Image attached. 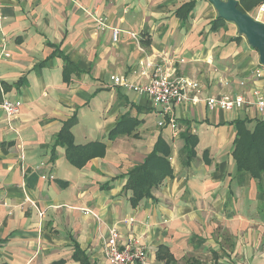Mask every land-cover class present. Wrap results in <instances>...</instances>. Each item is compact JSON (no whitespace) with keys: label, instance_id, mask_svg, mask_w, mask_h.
Segmentation results:
<instances>
[{"label":"crops","instance_id":"1","mask_svg":"<svg viewBox=\"0 0 264 264\" xmlns=\"http://www.w3.org/2000/svg\"><path fill=\"white\" fill-rule=\"evenodd\" d=\"M185 1L0 0V98L21 101L12 119L0 111V264H84L75 247L88 264H108L109 227L120 244L137 239L147 264H264V172L239 171L231 155L233 121L247 118L252 127L264 111L248 102L232 110L176 104L174 136L158 126L160 105L110 82L115 73L148 82L161 66L197 81L202 97L252 101L255 90L264 92L255 48L230 22L211 29L210 1L194 0L180 20L175 11ZM94 11L120 29L116 40ZM247 13L264 22V0ZM60 53L74 66L69 81ZM73 113L74 141L105 145L81 167L53 146ZM186 129L197 136L189 160ZM160 135L172 172L133 207L125 174Z\"/></svg>","mask_w":264,"mask_h":264},{"label":"trees","instance_id":"2","mask_svg":"<svg viewBox=\"0 0 264 264\" xmlns=\"http://www.w3.org/2000/svg\"><path fill=\"white\" fill-rule=\"evenodd\" d=\"M262 1L239 0L237 6L242 12H247ZM194 4V0L185 1V3L176 9V17H179L182 21L186 20ZM225 22H227L225 19L217 15L211 21V29L215 30L218 25ZM60 54L64 62L63 79L69 81L71 69L74 66L64 54ZM76 120V113H73L72 116L62 122V127L54 137L53 146L62 145L65 149L67 160L73 165L81 167L89 158L103 155L105 145L98 141L77 144L71 132V128L76 123ZM249 120L247 118H237L233 121L235 135L232 141L233 149L231 155L233 160L236 161L239 171L259 177L264 172V119H257L252 127H247ZM121 130H123L122 121L112 131L116 133ZM182 134L186 157L189 160L190 157L195 155L194 146L197 143V136L190 132L189 129L184 130ZM169 147V142L160 135L145 159L133 165L126 172L127 180L123 189L128 190L130 193L129 202L131 206L134 207L142 198L151 196L152 189L158 186L165 176L171 174L172 168L168 159L171 148ZM73 254L76 259L78 258L82 263L88 264L86 254L78 247H75Z\"/></svg>","mask_w":264,"mask_h":264},{"label":"built area","instance_id":"3","mask_svg":"<svg viewBox=\"0 0 264 264\" xmlns=\"http://www.w3.org/2000/svg\"><path fill=\"white\" fill-rule=\"evenodd\" d=\"M93 20L96 21L100 28H110L112 39L118 38L120 29L118 27H109L106 19L97 11L91 13ZM133 38L137 34L130 32ZM5 55H9L5 53ZM261 76V72L256 73ZM148 82L134 83L127 77L119 74H111L110 82L115 87L125 90L135 91L141 96H147L150 100L160 105L158 126H169L172 134L175 136L178 128L177 119L174 116V106L185 102L204 101L210 110L224 109L232 110L243 106L245 103H253L262 113L264 111V92L255 90L253 92V100L246 101L241 94H234L232 96L220 93L217 95L201 96L200 84L184 75L174 74V72L163 69L161 66L156 68ZM21 101L17 98L10 99L5 96L0 98V111L3 112L7 118L12 119L19 113ZM46 176V175H45ZM42 176V178H45ZM52 178V175L48 176ZM85 213L92 212L91 210H84ZM103 238V253L107 259L108 264H147L145 247L139 243L137 239L130 240L124 244H120V234L116 227H109Z\"/></svg>","mask_w":264,"mask_h":264},{"label":"water","instance_id":"4","mask_svg":"<svg viewBox=\"0 0 264 264\" xmlns=\"http://www.w3.org/2000/svg\"><path fill=\"white\" fill-rule=\"evenodd\" d=\"M216 10V15L233 22L238 33L258 52L259 62L264 66V22L238 8V0H207Z\"/></svg>","mask_w":264,"mask_h":264},{"label":"rangeland","instance_id":"5","mask_svg":"<svg viewBox=\"0 0 264 264\" xmlns=\"http://www.w3.org/2000/svg\"><path fill=\"white\" fill-rule=\"evenodd\" d=\"M254 15H255V17H257L256 14H254ZM228 26H231L232 28H233V27L236 28V26H235V24H234L233 22H230V24L228 23V24H227V27H228ZM228 28H229V27H228ZM255 50H256V49H255ZM256 52H257V50H256ZM162 127H163V126H162Z\"/></svg>","mask_w":264,"mask_h":264}]
</instances>
